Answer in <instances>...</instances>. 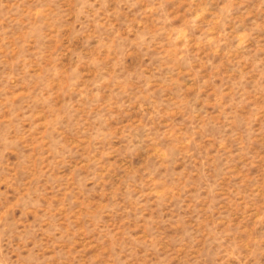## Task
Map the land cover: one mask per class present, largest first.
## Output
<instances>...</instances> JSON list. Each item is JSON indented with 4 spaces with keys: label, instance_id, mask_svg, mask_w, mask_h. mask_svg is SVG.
I'll list each match as a JSON object with an SVG mask.
<instances>
[{
    "label": "rangeland",
    "instance_id": "obj_1",
    "mask_svg": "<svg viewBox=\"0 0 264 264\" xmlns=\"http://www.w3.org/2000/svg\"><path fill=\"white\" fill-rule=\"evenodd\" d=\"M0 264H264V0H0Z\"/></svg>",
    "mask_w": 264,
    "mask_h": 264
}]
</instances>
